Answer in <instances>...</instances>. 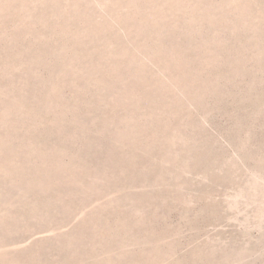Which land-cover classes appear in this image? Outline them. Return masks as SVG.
<instances>
[{
    "label": "rangeland",
    "instance_id": "374dc122",
    "mask_svg": "<svg viewBox=\"0 0 264 264\" xmlns=\"http://www.w3.org/2000/svg\"><path fill=\"white\" fill-rule=\"evenodd\" d=\"M0 264H264V0H0Z\"/></svg>",
    "mask_w": 264,
    "mask_h": 264
}]
</instances>
